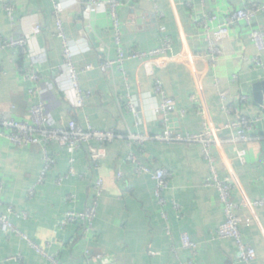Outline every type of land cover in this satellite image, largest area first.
Masks as SVG:
<instances>
[{"label": "crops", "instance_id": "crops-1", "mask_svg": "<svg viewBox=\"0 0 264 264\" xmlns=\"http://www.w3.org/2000/svg\"><path fill=\"white\" fill-rule=\"evenodd\" d=\"M59 1L65 8V30L74 42L76 66L79 69L88 64L93 66V70L80 74L82 89L90 91L92 96L79 107L69 72L64 68L62 72L59 70L63 49L57 37L51 0H0V37L30 36L34 23L42 26L40 35H31L30 54L22 55L18 49L0 51L3 73L0 117L31 124V108L44 103L50 128L66 127L75 120L82 128L91 124L97 130H113L124 136H155L165 129L162 117L153 113L162 102L161 95L155 92V81L160 80L166 95L176 104L171 121L174 132L204 131L199 106L191 101L198 94L191 65L172 62L165 68H154V74L150 75L139 61L131 60L125 63L124 72L115 67L107 75L100 69L101 62L117 56L109 9L104 6L87 19L84 13L87 0ZM4 3L16 7L15 26L4 10ZM262 3L264 0H130L120 10L123 46L126 50L149 52L168 40V55L178 56L187 51L203 58L208 53V42L196 23L198 18L206 14L223 18L233 10ZM255 24L264 30V13L257 17ZM219 47L224 55L217 69L211 67L208 59H196L194 63L203 76L202 93L214 125L224 126L239 116L251 119L264 116V54L262 65L257 66L253 61L257 51L248 29L244 25L233 28ZM25 68H33L41 76L37 85L39 93L35 95L29 93L34 86L22 72ZM216 79L221 83L220 89L229 94L227 103L233 110L231 115L222 109ZM242 96H247L248 102H242ZM129 104H134L138 113L132 112ZM234 135L228 130L220 134L228 141ZM252 137L254 140L245 144L228 142L223 150L214 147L212 155L221 180L229 177L230 171L237 177L232 198L238 205V215L244 220L243 237L257 252L255 264H264V207L252 212L243 206L246 199L264 198V120L254 127ZM93 146L102 147L95 142ZM239 150L247 151L245 163L237 158ZM49 151L56 164L43 185L36 186L43 169L42 147H16L0 136V182L3 184L0 214H7L8 206L27 213V219L12 215L10 220L60 264H103L97 259L99 255L109 259L110 264H181L192 259L194 264H241L233 241L211 240L225 216L217 189L205 186L211 172L202 145L151 140L137 148L126 139L117 140L106 147L107 157L99 172L90 162L88 147L72 151L54 144ZM131 152L144 164L165 168L171 173L166 207L156 202L152 178L135 173L128 161ZM72 166L75 175L57 185L56 180L68 174ZM118 172L123 173L122 179H118ZM98 176L104 179L105 193L93 230L83 233L79 224L63 226L68 210L82 212L89 204L92 184ZM32 188L34 191L30 193ZM70 196L74 197L72 202L68 200ZM174 201L182 208L181 219L176 217ZM163 210L167 212V220L162 218ZM248 219H251L249 226ZM183 232L199 244L196 256L180 249ZM173 248L178 249L177 256ZM0 264L54 263L29 241L0 230Z\"/></svg>", "mask_w": 264, "mask_h": 264}, {"label": "built area", "instance_id": "built-area-1", "mask_svg": "<svg viewBox=\"0 0 264 264\" xmlns=\"http://www.w3.org/2000/svg\"><path fill=\"white\" fill-rule=\"evenodd\" d=\"M54 15L56 18V31L57 37L62 44V58L63 63L59 67L60 72L63 68L69 72V78L75 91L78 106L82 107L86 101L92 96L90 91H84L80 84V74L93 70V66L88 64L79 69L74 61L73 40L67 35L63 22V14L65 8L61 1L51 0ZM130 0H107L105 2L99 0H87L84 2V13L87 19L96 14L98 10L104 6L109 9V16L111 21V28L114 36V42L116 45L117 56L115 59H108L100 64V69L105 74H110L115 67L124 72V65L131 60H137L141 63V67L145 71L153 75L154 68H165L172 62H179L187 65H191L192 72L195 78V84L198 94L192 96L191 101L199 106V115L204 120V131L199 134L174 132L171 127V121L173 115L176 113V104L174 100L168 97L164 91L163 84L160 80L155 81V92L161 95L162 102L156 106L153 110L155 115L162 117V122L165 127L163 133L150 136L149 134H129L127 136L116 133L113 130L101 131L95 129L91 124H88L87 128H82L75 120H71L66 127L50 128L49 119L46 114V106L44 103L34 105L31 108L32 123L28 124L23 121H19L13 118L0 117V136L6 138L10 143L16 147H29L40 146L44 152L43 169L38 178L37 185H43L49 172L56 164V159L50 154L49 148L54 144H59L62 147H67L72 151H78L84 147L89 148L90 162L96 172L101 170L102 161L106 159L107 152L106 147L113 144L117 140L126 139L131 145L137 146V148L143 147L148 141H160L167 143H186V144H200L203 147L204 158L208 163L211 177L205 182L206 187H214L217 189L220 197L221 204L224 210V222L217 228L212 234V241L230 240L233 241L238 250L237 260L241 264H255L257 259V252L255 248L249 246L243 237L242 226L244 220L238 215V205L235 204L232 198L235 184L237 183V177L233 171H230V176L224 180L218 177L216 169V161L212 155V148L223 150V146L228 142L235 144H245L254 140L252 132L254 127L264 120V116H256L254 118H247L245 116L235 117L234 120H229L224 126L218 127L214 125L210 110L204 99L202 93V73L195 67L194 63L196 59L207 60L213 69H217L219 61L223 57V51L219 47V43L224 41L231 33L232 29L244 25L249 31V38L255 47L257 54L253 58L254 63L257 66L262 65V56L264 54V30L258 28L255 24L257 17L264 13V3L254 5L252 7L244 6L241 9L233 10L229 12L223 18H220L214 14H206L202 18H198L196 23L198 27L203 29L204 36L208 42V53L205 57L194 56L190 52L184 51L178 56L168 55L170 49V41L165 40L164 44L149 52H139L135 49L126 50L123 46L122 39V22L120 19V10L126 6ZM4 10L12 23L17 24L16 7L13 4L4 3ZM42 33V26L36 22L32 27L31 35L38 36ZM26 37H0V51H8L13 49L20 50L22 55H28L31 53V40L32 36ZM27 79L31 81L34 87L29 91L30 94L35 95L38 92L37 85L41 82L40 74L33 68H25L22 70ZM2 71L0 70V81L2 79ZM235 78V77H234ZM221 83L216 79L215 87L217 89L218 96L222 102V109L226 114H233V110L228 106V92L220 89ZM130 98V96H128ZM131 99V98H130ZM247 96H242V102H248ZM129 108L132 112L136 111L134 104H129ZM228 130L234 133V138L231 141L225 140L220 136L224 131ZM98 143L102 147L97 148L93 146V143ZM247 156L246 150H239L237 158L241 163H245ZM128 161L132 164L134 171L138 175H148L155 183V198L156 202L162 208L166 207L169 203L166 198V193L170 189L171 173L165 168H152L149 165L144 164L138 155L131 152L128 155ZM73 162V160H72ZM75 175V169L73 166L70 168L69 173L59 177L56 180L57 185H61L70 176ZM123 173L118 172V179L123 178ZM35 188V187H34ZM34 188L30 189V193H33ZM3 191V184L0 182V196ZM105 193V182L101 176H98L92 184V195L89 204L86 205L82 212L76 210H68L65 215V220L62 223L63 226L79 224L83 230V233H89L94 228V221L97 217L98 207L100 201ZM73 196L68 198L72 202ZM0 205H3L0 199ZM176 217L181 219L182 208L175 201L172 202ZM243 206L250 209L252 212L254 209L264 207V198L258 200L246 199ZM14 215L18 218L27 219L28 214L25 212H18L13 206L7 207V214H0V230L6 234H16L21 238L29 241V243L36 250L41 251L48 259L54 264H60L59 261L53 256H49L47 253L39 249V247L29 240L24 234H22L12 223L10 217ZM164 220L168 219L167 212L163 210L161 212ZM246 224L251 225V219L246 221ZM169 232V230H168ZM170 233V232H169ZM181 247L180 249L189 251L193 256H196L199 244L196 243L191 236L183 232L181 234ZM175 256L178 254V249L173 248ZM98 260H104L103 256H97ZM181 264H194V259L188 260L187 263Z\"/></svg>", "mask_w": 264, "mask_h": 264}, {"label": "water", "instance_id": "water-1", "mask_svg": "<svg viewBox=\"0 0 264 264\" xmlns=\"http://www.w3.org/2000/svg\"><path fill=\"white\" fill-rule=\"evenodd\" d=\"M92 38V37H91ZM106 259L104 258V260H103V264H110L111 263V261L108 259V260H106Z\"/></svg>", "mask_w": 264, "mask_h": 264}]
</instances>
